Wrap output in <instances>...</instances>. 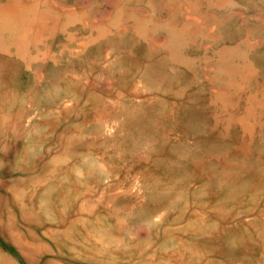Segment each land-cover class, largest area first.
Instances as JSON below:
<instances>
[{
    "label": "rangeland",
    "instance_id": "374dc122",
    "mask_svg": "<svg viewBox=\"0 0 264 264\" xmlns=\"http://www.w3.org/2000/svg\"><path fill=\"white\" fill-rule=\"evenodd\" d=\"M0 264H264V0H0Z\"/></svg>",
    "mask_w": 264,
    "mask_h": 264
},
{
    "label": "bare ground",
    "instance_id": "6f19581e",
    "mask_svg": "<svg viewBox=\"0 0 264 264\" xmlns=\"http://www.w3.org/2000/svg\"><path fill=\"white\" fill-rule=\"evenodd\" d=\"M64 18H66V17H64ZM64 20V19H63ZM164 30V29H163ZM34 35V34H33ZM35 36V35H34ZM241 46V45H240ZM28 55V54H27ZM241 128H243V127H241ZM253 130V129H252Z\"/></svg>",
    "mask_w": 264,
    "mask_h": 264
}]
</instances>
